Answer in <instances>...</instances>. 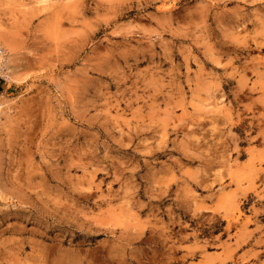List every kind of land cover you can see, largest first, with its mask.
<instances>
[{
  "label": "rangeland",
  "instance_id": "obj_1",
  "mask_svg": "<svg viewBox=\"0 0 264 264\" xmlns=\"http://www.w3.org/2000/svg\"><path fill=\"white\" fill-rule=\"evenodd\" d=\"M0 264H264V0H0Z\"/></svg>",
  "mask_w": 264,
  "mask_h": 264
},
{
  "label": "bare ground",
  "instance_id": "obj_2",
  "mask_svg": "<svg viewBox=\"0 0 264 264\" xmlns=\"http://www.w3.org/2000/svg\"><path fill=\"white\" fill-rule=\"evenodd\" d=\"M0 196H1V198H3V197H4V191H3V189H2V188H0Z\"/></svg>",
  "mask_w": 264,
  "mask_h": 264
},
{
  "label": "trees",
  "instance_id": "obj_3",
  "mask_svg": "<svg viewBox=\"0 0 264 264\" xmlns=\"http://www.w3.org/2000/svg\"><path fill=\"white\" fill-rule=\"evenodd\" d=\"M2 81V79L0 78V82ZM2 89V87L0 86V90Z\"/></svg>",
  "mask_w": 264,
  "mask_h": 264
}]
</instances>
